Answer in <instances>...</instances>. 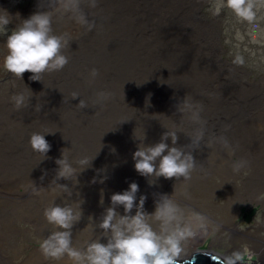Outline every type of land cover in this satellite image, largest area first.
Returning a JSON list of instances; mask_svg holds the SVG:
<instances>
[{"label":"rangeland","instance_id":"obj_1","mask_svg":"<svg viewBox=\"0 0 264 264\" xmlns=\"http://www.w3.org/2000/svg\"><path fill=\"white\" fill-rule=\"evenodd\" d=\"M225 5L227 0H98L92 8L82 0L88 19L96 22L88 32L75 20L74 9L64 12L55 0H0V11L13 17L8 28H0V264H76L67 255L55 260L42 254L41 243L57 230L44 210L53 203L77 207L82 202L72 244L84 248L101 236L95 226L111 206V195L131 182L139 185L137 203L146 196L148 213L167 194L186 219L206 218L179 259L196 251L238 252L240 262L264 264V74L248 66L264 59V3L254 0L252 22L236 14L231 21L221 16ZM42 10L53 13L54 31L71 39L65 49L69 63L42 81L29 79V72L20 80L4 66L7 34ZM240 55L247 67L237 62ZM92 68L99 73L94 80ZM74 91L80 96L71 99ZM99 91L111 96L93 104ZM19 93L30 103L18 110L11 98ZM80 99L89 107L79 109ZM185 99L200 107L179 111ZM35 105H41L39 112ZM168 130L177 132L175 146L195 159L188 181L144 177L135 170L136 137L145 135L150 145ZM33 132H52L45 135L51 144L48 158L41 160L32 150ZM200 132L197 145L193 140ZM166 142L172 146L171 138ZM62 150L77 172L73 180H56ZM84 157L93 159L81 171L78 161ZM35 170L39 174L33 178ZM45 189L52 196L46 197ZM117 211L123 215V206ZM252 211L246 222L244 215ZM101 242L107 238L101 236Z\"/></svg>","mask_w":264,"mask_h":264},{"label":"clouds","instance_id":"obj_2","mask_svg":"<svg viewBox=\"0 0 264 264\" xmlns=\"http://www.w3.org/2000/svg\"><path fill=\"white\" fill-rule=\"evenodd\" d=\"M85 2L92 8L98 4V0ZM55 3L63 5L64 12L74 9L75 20L85 26L86 31L91 32L96 27L95 20H89L81 8L82 0H55ZM227 7L242 20L252 22L256 18L254 0H227ZM12 21L13 17L6 10L0 11V28H8ZM70 41L67 34H57L54 31L52 12L37 11L20 20L18 27L7 34L8 52L4 66L20 80H23L25 72H29L32 74L29 79L42 81L44 74L61 71L69 63L65 49L70 47ZM237 62L243 61L238 58ZM98 74V70L92 68L89 73L90 80H94ZM79 96V92L74 91L70 98L75 99ZM110 96L108 92L99 91L95 94L93 104L103 103ZM11 99L18 110L27 108L30 103V97L23 93L16 94ZM76 106L84 109L89 107V103L85 99H80ZM198 107L200 106L185 99L183 107H178V110L184 112ZM40 109L41 105H35L37 112ZM194 114L198 119L199 113ZM229 127L230 125L224 126L225 130ZM48 133L52 132H33L29 138L32 150L40 154L41 160L48 158L47 154L51 149V144L45 139ZM136 138L140 143L133 153V160L135 170L140 175L176 180L182 177L185 181L191 179L196 162L191 152L186 153L182 148L175 146L178 140L175 130L164 132L159 142L150 145L144 143L145 135L143 138ZM169 138L172 146L166 142ZM202 138L203 133L200 132L195 136L193 143L198 145ZM221 142L225 146L228 145L225 137H221ZM92 159L84 157L78 161L81 171L90 165ZM55 162L59 166L56 180L76 178L77 172L63 150L62 157ZM244 163L246 162L234 164V171H239ZM154 182L155 180H149V184ZM61 186L70 194L67 185ZM33 191L39 194L36 188ZM138 191L139 185L131 182L127 190L111 195V206L105 209L98 225L95 226L102 229L101 236L106 237L107 242L102 243L101 236H97L84 248H76L72 244V229L82 217L80 207L82 202L77 207L53 203L44 210V216L49 224L57 227V230L51 232L41 243L42 254L55 260L67 255L76 264H180L179 258L184 252V243L205 227L206 218L198 216L186 219L180 205L172 195L167 194L160 195L155 203V210L148 213L144 210L146 196L141 195L137 203ZM118 206H123V215L117 211ZM134 208L136 211L132 214ZM211 259L218 264H240L241 256L238 252L228 256L213 254Z\"/></svg>","mask_w":264,"mask_h":264},{"label":"water","instance_id":"obj_3","mask_svg":"<svg viewBox=\"0 0 264 264\" xmlns=\"http://www.w3.org/2000/svg\"><path fill=\"white\" fill-rule=\"evenodd\" d=\"M253 213L254 212L252 211L250 214L244 215L243 219L246 222H249L250 217L253 215ZM211 255L213 254L208 251H196L191 256L180 259V264H218L217 261H213L211 259ZM240 264H248V263L240 262Z\"/></svg>","mask_w":264,"mask_h":264},{"label":"trees","instance_id":"obj_4","mask_svg":"<svg viewBox=\"0 0 264 264\" xmlns=\"http://www.w3.org/2000/svg\"><path fill=\"white\" fill-rule=\"evenodd\" d=\"M257 1H259L261 3H264V0H257ZM224 15H227L229 17L230 21H231L232 18L235 17V13L230 8H228L227 5L224 6L223 12L221 13V16H224ZM221 16H219V18ZM221 24H222V28H223V30L225 32L227 25L224 23V19H221ZM240 25H242V24H240ZM231 27H233V26H231ZM231 31H233V30H231ZM239 59L243 61L241 64L247 67V62H245L246 60L243 58V56L240 55ZM259 59L260 60H259L258 63H249L248 66H249L250 70L253 71V73H255V74H264V59L261 58V57H259Z\"/></svg>","mask_w":264,"mask_h":264},{"label":"bare ground","instance_id":"obj_5","mask_svg":"<svg viewBox=\"0 0 264 264\" xmlns=\"http://www.w3.org/2000/svg\"><path fill=\"white\" fill-rule=\"evenodd\" d=\"M122 5V7L123 8H125V10H128L129 9V4L128 3H123V4H121ZM84 118V117H83ZM94 168H95V172L97 171V167H96V165L95 166H93ZM38 170H35V171H33V174H32V176H33V178L36 176H38V174H39V172H37ZM40 171V170H39ZM18 177H20V174H18L17 175ZM17 183L19 182V181H16ZM44 194H46L45 196L46 197H49V196H52L51 194H52V192H51V190H49V189H45V192H44ZM51 198V197H50ZM9 204H11V203H9ZM8 204V205H9ZM35 216V218L37 219V220H41V217L40 216H36V215H34ZM187 241H189V240H187ZM185 242V244L183 245V247H184V252L182 253V254H186L185 252H189V249H191V247H190V245H189V243L188 242ZM185 256H187V255H185Z\"/></svg>","mask_w":264,"mask_h":264},{"label":"flooded vegetation","instance_id":"obj_6","mask_svg":"<svg viewBox=\"0 0 264 264\" xmlns=\"http://www.w3.org/2000/svg\"><path fill=\"white\" fill-rule=\"evenodd\" d=\"M253 224H255V223H253ZM250 225H252V222H251ZM255 226H256V225H254V227H253V226H251V227H252V228H255ZM247 229H249V227H247ZM240 233H245V232H244V230H243V231H241ZM209 252H211L212 254L214 253L213 251H209Z\"/></svg>","mask_w":264,"mask_h":264}]
</instances>
